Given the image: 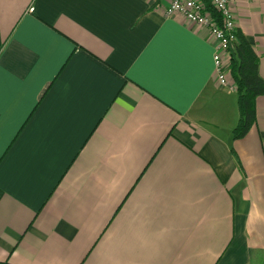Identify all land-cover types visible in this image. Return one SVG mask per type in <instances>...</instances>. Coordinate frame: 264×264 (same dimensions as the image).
<instances>
[{
  "label": "crops",
  "instance_id": "1",
  "mask_svg": "<svg viewBox=\"0 0 264 264\" xmlns=\"http://www.w3.org/2000/svg\"><path fill=\"white\" fill-rule=\"evenodd\" d=\"M170 1L0 0V261L264 264V95L234 139ZM232 7L264 77V0Z\"/></svg>",
  "mask_w": 264,
  "mask_h": 264
},
{
  "label": "trees",
  "instance_id": "2",
  "mask_svg": "<svg viewBox=\"0 0 264 264\" xmlns=\"http://www.w3.org/2000/svg\"><path fill=\"white\" fill-rule=\"evenodd\" d=\"M206 9L218 20L219 12L210 0H202ZM229 75L235 85L238 96L239 121L233 129L234 139L244 137L257 117V98L264 95V77L259 70V56L254 47L240 30L236 32V40L229 47ZM0 264H11L0 261Z\"/></svg>",
  "mask_w": 264,
  "mask_h": 264
},
{
  "label": "built area",
  "instance_id": "3",
  "mask_svg": "<svg viewBox=\"0 0 264 264\" xmlns=\"http://www.w3.org/2000/svg\"><path fill=\"white\" fill-rule=\"evenodd\" d=\"M210 1L220 14L219 20L206 9L205 3L202 0H171L166 8V14L168 16L181 14L189 22L206 26L210 29L211 34L217 40L214 56L217 79L221 85L233 89L235 87L229 81L228 68L224 57L229 53L231 43L236 40L237 22L232 7L234 0Z\"/></svg>",
  "mask_w": 264,
  "mask_h": 264
}]
</instances>
